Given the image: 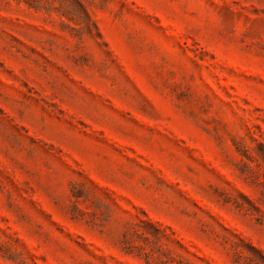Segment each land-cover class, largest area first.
I'll return each mask as SVG.
<instances>
[{"label":"rangeland","instance_id":"1","mask_svg":"<svg viewBox=\"0 0 264 264\" xmlns=\"http://www.w3.org/2000/svg\"><path fill=\"white\" fill-rule=\"evenodd\" d=\"M0 264H264V0H0Z\"/></svg>","mask_w":264,"mask_h":264}]
</instances>
